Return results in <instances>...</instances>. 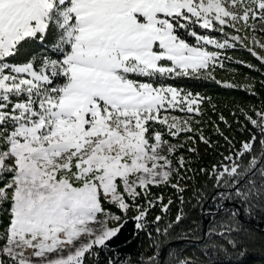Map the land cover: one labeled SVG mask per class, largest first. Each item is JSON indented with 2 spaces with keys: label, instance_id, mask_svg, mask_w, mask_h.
<instances>
[{
  "label": "snow or ice",
  "instance_id": "snow-or-ice-1",
  "mask_svg": "<svg viewBox=\"0 0 264 264\" xmlns=\"http://www.w3.org/2000/svg\"><path fill=\"white\" fill-rule=\"evenodd\" d=\"M254 220L264 0H0V264H246Z\"/></svg>",
  "mask_w": 264,
  "mask_h": 264
},
{
  "label": "trees",
  "instance_id": "trees-1",
  "mask_svg": "<svg viewBox=\"0 0 264 264\" xmlns=\"http://www.w3.org/2000/svg\"><path fill=\"white\" fill-rule=\"evenodd\" d=\"M242 72L247 71L246 69H241ZM188 86L194 87L195 90L205 92L209 95L214 96L221 104L224 102H243L245 96L243 93L232 92L230 90H225L216 87L213 84H206L202 82H196L189 84ZM227 114V113H226ZM166 195H171V193H166ZM179 208V202L177 201L176 207L172 209V214H175ZM250 227L254 228L257 232H264V220H254L249 224ZM119 246L116 250L120 254L127 255L130 257L136 256L137 253L142 251L141 241L139 238H134L133 236V225L130 223L123 231L120 240L116 242ZM184 247H189L187 244ZM246 264H264V254L260 253L258 250H252Z\"/></svg>",
  "mask_w": 264,
  "mask_h": 264
}]
</instances>
